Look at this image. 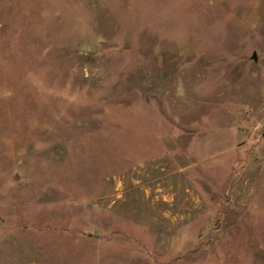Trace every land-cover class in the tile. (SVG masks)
I'll return each mask as SVG.
<instances>
[{
  "label": "rangeland",
  "instance_id": "obj_1",
  "mask_svg": "<svg viewBox=\"0 0 264 264\" xmlns=\"http://www.w3.org/2000/svg\"><path fill=\"white\" fill-rule=\"evenodd\" d=\"M0 264H264V0H0Z\"/></svg>",
  "mask_w": 264,
  "mask_h": 264
}]
</instances>
